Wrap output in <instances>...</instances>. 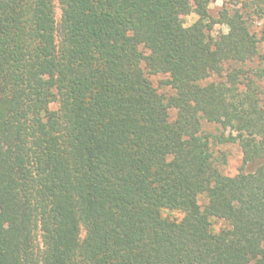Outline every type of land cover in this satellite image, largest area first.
<instances>
[{
	"label": "trees",
	"instance_id": "trees-1",
	"mask_svg": "<svg viewBox=\"0 0 264 264\" xmlns=\"http://www.w3.org/2000/svg\"><path fill=\"white\" fill-rule=\"evenodd\" d=\"M212 1L0 0V264H264V162L203 132L264 159V0Z\"/></svg>",
	"mask_w": 264,
	"mask_h": 264
},
{
	"label": "rangeland",
	"instance_id": "rangeland-1",
	"mask_svg": "<svg viewBox=\"0 0 264 264\" xmlns=\"http://www.w3.org/2000/svg\"><path fill=\"white\" fill-rule=\"evenodd\" d=\"M251 0H213L209 5V12L213 19H217L220 16V11L224 8H238L242 6L245 2H250ZM56 16L59 20L61 17V8L59 6V0H56ZM199 19V15L197 12L192 11L189 14L184 16L185 24L187 26L193 24L195 21ZM251 30L261 34V31L264 30V19L259 18L258 16L252 17L250 20ZM228 27L221 23H214L209 33L212 35H218L223 32H227ZM262 52H264V45L262 46ZM264 67V63L262 64ZM150 79L153 84L158 88L159 92L163 94H171L173 91L169 88V86L164 85L163 81L166 78L164 74H150ZM257 78V77H256ZM210 80H218L217 77H212ZM258 82L262 88V96L264 99V75L261 79H258ZM59 105L54 103L52 108H57ZM170 115L172 118L176 116V110L171 109ZM224 130L223 126L218 123L209 122L207 120L203 121V132L206 134L211 140V148L213 151L214 159L218 167L222 170V172L226 175L234 176L241 171H254L264 159H257L251 161L247 164L244 163V155L241 149V146L238 143H227V144H218L214 142V135L222 133ZM226 134L229 133V130L225 131ZM202 203H204L205 199H201ZM165 216H169L172 218L181 217L179 212L166 211L164 212ZM226 225V223L221 219L213 220V227L216 231L220 230ZM84 233V232H83Z\"/></svg>",
	"mask_w": 264,
	"mask_h": 264
}]
</instances>
